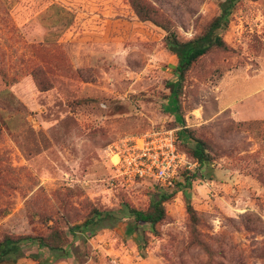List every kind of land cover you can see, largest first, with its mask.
Instances as JSON below:
<instances>
[{
  "label": "rangeland",
  "instance_id": "obj_1",
  "mask_svg": "<svg viewBox=\"0 0 264 264\" xmlns=\"http://www.w3.org/2000/svg\"><path fill=\"white\" fill-rule=\"evenodd\" d=\"M145 1L182 39L220 11L217 0ZM164 35L129 0H0V239L68 230L100 209L95 233L69 235V257L53 264H264V0L236 4L228 48L196 61L177 96ZM163 127L214 156L190 171L197 224L185 171L168 188L109 179L115 141ZM161 191L165 219L136 227L125 204L147 209Z\"/></svg>",
  "mask_w": 264,
  "mask_h": 264
},
{
  "label": "trees",
  "instance_id": "obj_2",
  "mask_svg": "<svg viewBox=\"0 0 264 264\" xmlns=\"http://www.w3.org/2000/svg\"><path fill=\"white\" fill-rule=\"evenodd\" d=\"M136 15L144 21L150 22L164 29L165 43L167 49L175 55L177 59L176 75L177 80L171 85L177 96V91L181 89L186 73L191 69L193 64L208 52L214 49H227L228 45L224 40L223 33L227 30L233 9L240 0H217L219 3V13L214 16L206 25L204 30L189 39H182L178 36L175 29L169 21H159L153 14V9L145 0H129ZM194 145L188 151L180 148L187 153L192 162L199 165L208 163L214 159L209 151V144L200 138L192 137ZM179 141V135H178ZM185 181L180 183V187L184 189L186 198L187 211L193 224H197L199 216L190 201L189 187L193 178L200 175L185 171ZM188 185V186H185ZM179 187V188H180ZM177 189V188H176ZM172 194L168 191H161L157 197L150 200L147 209H138L125 204L127 216L134 219L135 226L140 224H149L153 229L155 226L165 219L167 212L165 203L171 199ZM103 211L94 209L93 214L85 219L81 224H75L65 230L59 226H50L49 231L45 234L37 235H7L0 239V264L5 261H16L18 257L27 255L38 262V264H53L59 259L69 257L71 251V243L69 235L73 239L77 236V232L88 231L90 234L95 233L99 222L103 220ZM36 247L37 253H26L24 248ZM47 253L46 258L42 259L41 254Z\"/></svg>",
  "mask_w": 264,
  "mask_h": 264
},
{
  "label": "built area",
  "instance_id": "obj_3",
  "mask_svg": "<svg viewBox=\"0 0 264 264\" xmlns=\"http://www.w3.org/2000/svg\"><path fill=\"white\" fill-rule=\"evenodd\" d=\"M108 156L112 182L152 179L167 188L175 185L182 171L190 172L198 164L180 148L176 129L166 127L125 135L109 147Z\"/></svg>",
  "mask_w": 264,
  "mask_h": 264
},
{
  "label": "crops",
  "instance_id": "obj_4",
  "mask_svg": "<svg viewBox=\"0 0 264 264\" xmlns=\"http://www.w3.org/2000/svg\"><path fill=\"white\" fill-rule=\"evenodd\" d=\"M263 111V110H262Z\"/></svg>",
  "mask_w": 264,
  "mask_h": 264
}]
</instances>
